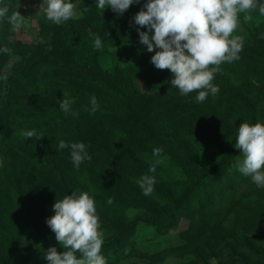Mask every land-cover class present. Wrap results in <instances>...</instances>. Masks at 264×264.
Wrapping results in <instances>:
<instances>
[{
    "label": "trees",
    "instance_id": "1",
    "mask_svg": "<svg viewBox=\"0 0 264 264\" xmlns=\"http://www.w3.org/2000/svg\"><path fill=\"white\" fill-rule=\"evenodd\" d=\"M28 1L32 0H0V8L8 5L6 15L9 17L13 11L23 14L24 4ZM147 2L133 3L123 16H119L110 7L103 11L94 2L87 1L82 6V17H70L60 24L48 20L44 14L38 20L36 36L30 40L18 38L15 24L0 18V242L13 236L25 252H34L30 256L21 252L13 264H48L45 254L52 247L48 241L55 233L46 221L52 217L49 214L55 215L53 205L75 191L86 192L84 187L81 189L83 178L73 175L76 168L72 160L62 158V152L69 148L55 150L60 140L83 142L87 146L91 160H85L81 165H91L88 167L90 175L93 167L105 163V156L114 152L115 134L124 127L123 131L128 132L123 139L124 162L115 168L131 165L139 178L145 174L153 175L157 188H163L162 183L174 178L159 171L163 165L156 161L162 160L163 156V162L172 167L179 166L181 170L198 168L201 163L199 143L206 142L218 148L227 134L237 135L241 123L247 121L251 126L264 118V42L251 32L241 43L239 59L223 61L218 66L222 71L213 74L212 84L219 87L216 95L209 92L206 99L198 103L195 97L203 89L187 95H181L178 87L172 85L167 91H155L153 79L157 77L147 78L153 72L152 56L147 46L140 43L137 31L138 28L147 31V28L136 25L133 19ZM18 3L21 7L17 9ZM259 4L254 0L252 9L260 11ZM89 30L101 38L100 50L95 49V40L89 36ZM4 47L10 52L4 53ZM77 52L81 53V59L76 57ZM100 55L113 61L112 75L97 63ZM214 66L210 65L209 70ZM228 74L237 77L235 83ZM238 75L242 79L239 80ZM250 75L261 83L262 94L258 89L255 96L251 95L241 83L248 81ZM138 82L144 84L143 89ZM149 82H153L150 88ZM92 96L99 105L95 113L91 112ZM64 98L74 99L67 114L58 103ZM224 103L234 106L227 104L224 107ZM262 122L264 124V119ZM167 127L173 129L179 150L172 143L169 149L164 148V139L160 135L166 133ZM32 129L44 137L25 139L20 135ZM154 148L163 151L154 156ZM227 157L216 164L212 172L205 169L206 173L198 174L192 170L185 176V191L175 194V190L167 189L168 204L157 205L147 197L150 204L143 215L146 219L140 220L165 233L175 227L182 216L192 222V233L198 238L196 222L206 223L207 216L203 213L212 202V187L225 184L226 175L237 165L234 152ZM153 164L155 172L151 173L148 170ZM78 170L84 173L81 167ZM108 176L112 175L103 172L102 176L96 177L101 181ZM113 176L111 184L123 185L120 174ZM182 181L174 183L182 184ZM94 182L96 184L95 179ZM32 195L39 201H46L45 206L50 212H35L36 200ZM90 198L96 207L98 229L103 233L100 254L103 258L121 255L131 244L139 219L111 223L105 212L107 209L100 206V202L105 205V201L100 198L96 203L97 197ZM106 222L110 226L103 227ZM24 236L26 239L22 241ZM183 236L187 239L185 233ZM178 253L176 255H183L179 250ZM75 255L78 259L81 257L80 253ZM158 259L162 260L161 254ZM8 263L11 262L0 260V264Z\"/></svg>",
    "mask_w": 264,
    "mask_h": 264
},
{
    "label": "rangeland",
    "instance_id": "2",
    "mask_svg": "<svg viewBox=\"0 0 264 264\" xmlns=\"http://www.w3.org/2000/svg\"><path fill=\"white\" fill-rule=\"evenodd\" d=\"M87 1H92L96 5L98 3V0H65V2H71L74 5L72 18L83 16L82 6ZM42 3L43 8H40ZM260 3L263 4L264 0H260ZM46 8L47 0H32L24 4L25 13H23L24 15L21 14L23 17L19 26L15 24L14 27L18 38L30 40L36 36L38 20L46 14ZM250 32L264 42V14L256 8L237 13V27L231 37H239L240 43H243L244 38ZM156 51L159 49H154L149 54L153 56ZM80 55L81 53L77 52L76 57L81 59ZM98 59L97 63L100 67L112 75L113 61L104 55H100ZM236 66L237 68L240 67L239 65ZM214 67L218 66L215 65ZM151 70L153 72L147 78L157 77L153 79L154 90L167 91L168 87H171L170 81L173 76L171 71L169 69H157L152 62ZM226 70L228 71L227 67H225V73ZM228 77L233 83H235L234 80H237V77H233L231 74H228ZM238 78L239 80L242 79L239 75ZM153 82H149V88L150 83ZM241 83L251 95L254 94L255 96L258 89L262 94L263 87L254 76L250 75L248 81L242 80ZM138 86L143 89L144 84L138 82ZM227 104L231 107L234 106L233 103H224L223 106L225 107ZM262 105L264 111V102ZM262 119L261 124H263ZM123 129L124 127L119 128L118 133L115 134L117 143L113 147L114 152L105 156L104 160L107 159L105 163H100L97 166L93 164V166L100 168L93 167L95 171L91 168L93 173L89 175L88 167L91 165L87 167L83 164L80 167L84 173L78 169H75L73 173L74 177L81 176L83 178L81 189L84 187L88 194L93 190L89 195L97 197L96 203L100 198L105 201L106 204L103 205L100 202V206L102 209H107L105 212L110 216L111 223L125 219H139L136 234L133 236L131 244L124 249L125 252L119 256L111 255L104 258L105 264H109V262L110 264H264V184L257 185L252 180L251 174L243 175L236 166L226 175L225 184H216L212 187V202L208 204V209L203 213L207 216L206 223L202 224L200 220L196 222L198 227L195 226V229L200 235L198 238L192 233L194 230L191 226L192 222L182 216L179 217L177 225L165 233H160L145 220H140L145 216L144 213L148 209L147 204H150L147 202V197L151 198L157 205L168 204L167 189L175 190V194L185 191V176L190 174L192 170L198 174L206 173L207 169H211L209 172H212L216 164L228 158L227 156L233 152L236 163H243V154L234 147L236 135L227 134L222 141V146L218 148L206 142L199 143L198 153L201 157V163H199L198 168L191 166L194 168L191 170H181L179 166L177 168L172 167L169 163L163 162L164 156H161L162 160L156 161L158 165H163L162 170L159 171L164 173L166 177L174 178H168L170 181L167 180L164 182L165 184L162 183L163 188L161 186L157 188L155 183L151 195L145 196L137 183L140 178L133 166L115 168L116 165L122 166L124 162L122 157V149L125 147L123 139H126L128 132L123 131ZM172 131V128L167 127L166 133L160 135L161 139H164V148L169 149L172 143L179 150V145L175 141ZM1 139L0 132V143ZM66 151L62 152V158L71 160L70 148ZM260 171L264 173V167ZM103 172L112 176L100 181V178L96 176H102ZM119 174L123 177V185L118 182L111 184L113 175ZM176 180L184 181L182 184H175ZM131 196L134 198H130ZM32 197L36 200L35 205H33L35 212L40 214L50 212L49 207L45 206L46 201H39L33 195ZM109 198L113 200L111 204L108 203ZM49 215L53 216V214ZM144 218L146 219V217ZM108 226H110L109 222L103 225V227ZM98 230L100 231V229ZM184 233L187 235V239L184 238ZM25 239L26 236L22 238V241ZM48 242L52 247H56L59 253L69 250L63 248V245L56 239V234H53ZM25 250L23 245L20 242L17 243L16 238L12 236L0 242V260L9 261L11 263L8 264H13V260L19 258L21 252L24 253V256L29 254ZM178 250L183 253L182 256L176 255L179 254ZM32 253L34 254L33 251ZM160 254L162 260L158 259Z\"/></svg>",
    "mask_w": 264,
    "mask_h": 264
},
{
    "label": "clouds",
    "instance_id": "3",
    "mask_svg": "<svg viewBox=\"0 0 264 264\" xmlns=\"http://www.w3.org/2000/svg\"><path fill=\"white\" fill-rule=\"evenodd\" d=\"M140 0H98L96 7L105 10L110 7L119 16L129 9L133 3ZM259 4V0H255ZM254 6V0H148L133 17L135 24L146 27L147 31L137 29L140 43L147 46L148 52L159 49L151 57V62L157 69H169L173 74L170 84L178 87L181 95H187L196 90V102H203L209 92L216 95L219 87L212 84L213 74L222 71L219 66L223 61L239 59L241 51L239 37L229 39L237 27V13ZM21 5L18 3L16 8ZM73 3L65 0H47V19L60 24L66 22L73 14ZM264 14V4H259ZM43 8V3L40 5ZM9 6L0 8V18L19 26L22 15L13 11L9 17ZM247 19V17H245ZM154 30V34H153ZM89 36L94 37L95 49L102 48L101 38L89 30ZM4 53L10 49L4 47ZM59 107L64 113L71 111L74 99L58 100ZM91 112L98 110L95 96L90 98ZM76 115L77 113H73ZM25 139L29 137L42 138L36 130L20 133ZM235 148L243 154V163L236 167L245 176L251 174L257 185L264 184V124L259 121L251 125L245 121L239 125L236 135ZM70 148L71 160L76 169L85 160H91L87 146L83 142L68 143L60 140L58 148ZM162 148H154L153 155L159 156ZM149 172H155L153 164ZM145 196L151 195L156 183L155 176L143 175L137 182ZM113 202L109 198L108 203ZM55 215L47 219L48 226L56 234V239L69 249L58 253L56 247H50L45 259L48 264H105L100 254L103 243L94 200L87 192L75 191L66 195L62 200H56L53 205ZM74 253H80L78 259Z\"/></svg>",
    "mask_w": 264,
    "mask_h": 264
}]
</instances>
